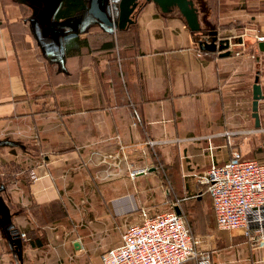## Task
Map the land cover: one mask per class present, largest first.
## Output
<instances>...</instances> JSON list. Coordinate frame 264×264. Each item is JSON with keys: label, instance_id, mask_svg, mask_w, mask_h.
<instances>
[{"label": "crops", "instance_id": "crops-1", "mask_svg": "<svg viewBox=\"0 0 264 264\" xmlns=\"http://www.w3.org/2000/svg\"><path fill=\"white\" fill-rule=\"evenodd\" d=\"M238 1L244 9L233 8ZM216 5L207 10V26L195 6L204 30L242 40L230 45V56L201 52L177 11L163 14L149 4L127 29L135 45L106 49V41L94 46L82 34L86 45L58 65L42 57L58 50L39 39L37 10L0 0V264H102L139 209H178L186 219L180 204L187 198L169 205L147 193L156 153L163 174L176 176L175 186L197 204L208 197L197 177L211 163L235 152L264 161V99L258 128L251 111L257 74L264 95V54L255 39L264 36V5ZM230 19L241 21L236 37L234 28H219ZM215 21L219 27L208 30ZM79 22L55 26L77 34ZM143 168L145 175L128 177ZM31 172L38 180L30 181ZM208 199L222 233L205 249L211 264H264V229L248 236L219 230Z\"/></svg>", "mask_w": 264, "mask_h": 264}, {"label": "built area", "instance_id": "built-area-1", "mask_svg": "<svg viewBox=\"0 0 264 264\" xmlns=\"http://www.w3.org/2000/svg\"><path fill=\"white\" fill-rule=\"evenodd\" d=\"M263 42L264 37H258ZM156 143L149 142L150 147ZM147 169L130 170L135 179ZM30 181L38 180L31 172ZM198 184L209 194L216 226L221 231L240 230L245 235L264 229V162L246 160L235 152L221 165L211 163L197 177ZM137 222L126 225L120 243L101 257L102 264H211L208 255L200 250V240L194 235L183 216L174 211L150 214L139 209ZM25 238V234L20 235ZM258 243L264 246L259 236Z\"/></svg>", "mask_w": 264, "mask_h": 264}, {"label": "water", "instance_id": "water-1", "mask_svg": "<svg viewBox=\"0 0 264 264\" xmlns=\"http://www.w3.org/2000/svg\"><path fill=\"white\" fill-rule=\"evenodd\" d=\"M22 1L37 10L34 19L42 27V33L38 37L43 41L52 39L49 44L56 47L55 51L58 50L60 53V42L62 40L74 38L78 35V32L77 34L69 33V31L64 32L55 26L54 14L62 0ZM149 4L155 5L163 14L177 11L185 21L188 30L195 35V43L201 52L219 53V57H227L231 54L228 51L230 45L242 42L241 39H219L216 31L204 30L199 21V11L193 0H87L86 15L106 30L126 31L136 23L137 13ZM81 23L80 20L78 28ZM256 46L258 52L264 54V41L258 42ZM263 99L264 95L258 84L257 74L252 86L251 107L256 128L259 127L258 103ZM175 211L177 215H180L178 209H175Z\"/></svg>", "mask_w": 264, "mask_h": 264}, {"label": "rangeland", "instance_id": "rangeland-1", "mask_svg": "<svg viewBox=\"0 0 264 264\" xmlns=\"http://www.w3.org/2000/svg\"><path fill=\"white\" fill-rule=\"evenodd\" d=\"M208 1H209V4L207 2L208 9L210 10V7L213 6V4H214V2H213L214 0H208ZM193 2L200 10H202V11L204 10L203 9L205 7L204 1L193 0ZM239 3H240V1H238V4L233 6V8L234 9H244V4H242V6H240ZM227 7L232 8V6H225L224 10ZM207 10H206L205 14H203L204 15V17H203L204 26H207V23L209 22V21L207 22V18H208L207 13L209 12ZM211 14L213 15V13H211ZM229 22H230V24H228L227 26L220 25V27H219L218 25H216L218 23L215 21L214 25H208V27H209L208 30H213V28L217 29L216 27L223 29L224 27L229 26L227 29L234 28L233 29L234 31H232V33H230L231 36L236 37L240 33H242L241 31L235 30V29L240 28L239 24L241 23V21L239 22V20L235 19V20H233V22H231V19H230ZM201 27L203 29H206L205 27H203V25ZM91 32L93 35H91L90 38H91V42L94 44V46L98 45L99 43H101L102 41H105V40L106 41H109V40L115 41L116 40L115 36L108 37V36L103 35V33L96 31V30H92ZM225 33L227 34V32H225ZM258 37H264V36H258L257 35L255 38L256 42L258 41L257 40ZM117 40L121 41L123 39L120 40V37H118ZM117 44H120V42H118ZM157 156L158 155L156 153V155L154 156L153 162L155 164V167L158 168V171L154 177H150L149 184L147 185V188H148L147 193L149 195L152 194V197L154 196V198L156 200L158 198L159 199L165 198L168 200V202H170L169 205L173 204V203L175 204L176 200H180L181 197H185L186 195L184 194V192L182 190L180 191L175 186L176 185V182H175L176 176H174L172 174H168L167 171H165V173L163 174V172L161 171V168H160L161 161L159 160V158ZM165 191L167 192V194H164ZM194 203H196L194 201V199H190V200L182 202L180 205H181V209H182L183 213L187 217V221H188L189 225L191 226L194 235L197 236L200 240V250L206 254L205 249H210V247L214 245V243H212V241H211V237H215V240L218 241L217 237L222 236V233L219 232L215 228L208 197L206 195H204L198 204L200 211H201L200 217L198 216V214L195 213L194 210H192L190 208V206ZM168 206L164 205L162 207H159V209H165ZM215 244H216L215 246H218V244L216 242H215ZM191 262H193V261H190V263Z\"/></svg>", "mask_w": 264, "mask_h": 264}, {"label": "trees", "instance_id": "trees-1", "mask_svg": "<svg viewBox=\"0 0 264 264\" xmlns=\"http://www.w3.org/2000/svg\"><path fill=\"white\" fill-rule=\"evenodd\" d=\"M218 1L219 0L213 1L214 2V9L218 6V5H216V4H218ZM260 2L264 5V0H260ZM86 6H87V0H62L61 1L60 5L58 6V8L54 14V21L57 22V21L71 20L74 18H80L82 23L80 24V26L78 28V35L76 37L66 39V40H62L60 42V53L58 52V53L53 54L52 52H45L42 54V57L44 58V60L46 62L57 63L59 65L62 62V60H64L65 58H67L69 56H73L72 52H73L74 48H75V50L79 51V49L83 45H86V43H87L86 39L81 40L79 38V36L82 34H86L88 37H90L91 35H93L91 32L92 30L99 31V32L103 33V35L108 36V37L115 36L116 40L118 37H120V40L121 39L124 40V41L123 40H121V41H118V40L117 41L116 40L115 41H111V40L106 41L105 40L106 43L103 46L106 49H113L118 42H120V44H117L119 46L123 42H128L131 45H135L134 44V35L132 32H130V31L128 32V30L127 31L106 30L102 26H100L99 24L94 23L86 15ZM205 7L203 8L204 12H206ZM47 41L51 42L52 39H47ZM256 161L264 162L263 160H256ZM206 194L209 197L207 190H206ZM185 198H187L185 201L189 200V196L181 197L180 200H184ZM198 204L197 203L192 204L190 206V208L192 210H194L195 213L198 214V216L200 217L201 211H200ZM185 217H186V215H185ZM186 219H187V217H186Z\"/></svg>", "mask_w": 264, "mask_h": 264}]
</instances>
